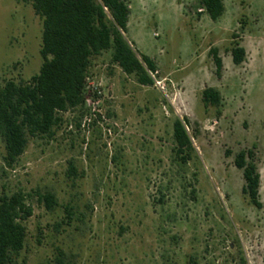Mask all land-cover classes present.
<instances>
[{
  "label": "rangeland",
  "instance_id": "rangeland-1",
  "mask_svg": "<svg viewBox=\"0 0 264 264\" xmlns=\"http://www.w3.org/2000/svg\"><path fill=\"white\" fill-rule=\"evenodd\" d=\"M223 4L212 20L200 0H129L124 35L154 60L153 84L103 51L91 59L84 104L61 113L51 136L30 138L11 167L0 137V194L51 189L60 204L50 212L33 201L24 264H56L58 250L72 264H264V206L242 194L233 164L239 149L255 151L264 204V0ZM41 34L30 3L0 0V80L38 72ZM233 40L246 52L239 65ZM205 87L219 91L218 109L203 103ZM183 117L194 147L186 164L172 150Z\"/></svg>",
  "mask_w": 264,
  "mask_h": 264
},
{
  "label": "trees",
  "instance_id": "trees-1",
  "mask_svg": "<svg viewBox=\"0 0 264 264\" xmlns=\"http://www.w3.org/2000/svg\"><path fill=\"white\" fill-rule=\"evenodd\" d=\"M30 3L42 21V62L37 73L28 80H0V137L4 143V163L11 167L24 153L30 138L51 136L61 121V113L84 104L88 70L91 59L111 50V59L121 70L134 75L141 85H152L149 71H155L154 60L147 55H136L125 38L130 14L129 0H22ZM212 20L224 12L223 0H200ZM242 29V28H241ZM234 37H237L235 34ZM215 73L221 76L222 58L218 49H210ZM232 62L241 64L245 48L233 40L230 47ZM202 101L217 109L221 95L212 87L202 90ZM219 113V110L217 111ZM189 119L176 118L173 122L174 156L181 164L191 160L194 150L187 128ZM195 134V133H194ZM231 150H225L229 156ZM233 164L242 171L241 192L257 208L260 200V172L253 149L241 148L233 157ZM73 174L74 166H70ZM33 201L50 212L58 206V198L51 189L34 188L0 194V264H24L20 253L26 241V220L32 216ZM67 219L73 207L64 206ZM60 223H56L58 228ZM56 264H72L58 250Z\"/></svg>",
  "mask_w": 264,
  "mask_h": 264
},
{
  "label": "built area",
  "instance_id": "built-area-1",
  "mask_svg": "<svg viewBox=\"0 0 264 264\" xmlns=\"http://www.w3.org/2000/svg\"><path fill=\"white\" fill-rule=\"evenodd\" d=\"M155 73H156V70H155V71H153V72L149 71V74H150V76L152 77V79H153V82H154ZM157 84H159V81H157ZM161 89H163V87H162V86H161Z\"/></svg>",
  "mask_w": 264,
  "mask_h": 264
}]
</instances>
